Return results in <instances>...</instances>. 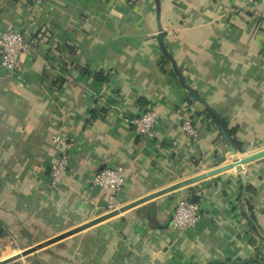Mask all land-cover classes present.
<instances>
[{
	"label": "crops",
	"instance_id": "crops-1",
	"mask_svg": "<svg viewBox=\"0 0 264 264\" xmlns=\"http://www.w3.org/2000/svg\"><path fill=\"white\" fill-rule=\"evenodd\" d=\"M159 22L186 83L236 130L237 153L264 149V3L160 0L158 17L154 0H0V36L13 26L30 42L16 73L0 69L2 260L223 264L264 258L235 169L149 197L233 157L161 50ZM150 107L159 113L152 138L124 121ZM179 111L191 115L196 140L182 130ZM62 154L68 168L53 186L51 166ZM115 164L127 170L117 209L134 205L47 244L114 211L95 177ZM244 173L252 189L246 199L264 235V157L246 164ZM192 195L200 199L201 218L179 232L176 205Z\"/></svg>",
	"mask_w": 264,
	"mask_h": 264
},
{
	"label": "built area",
	"instance_id": "built-area-1",
	"mask_svg": "<svg viewBox=\"0 0 264 264\" xmlns=\"http://www.w3.org/2000/svg\"><path fill=\"white\" fill-rule=\"evenodd\" d=\"M38 2L46 0H37ZM264 3V0H250ZM30 48V42L22 32L9 26L0 36V69L8 75H13L19 67V59L22 52ZM180 126L186 135L196 140L197 129L188 112H178ZM124 121L133 126L136 132L143 137L152 138L155 136L156 127L159 121V113L154 107H150L135 117H126ZM54 140L61 142L62 137L55 135ZM243 155V154H241ZM68 155L61 157L51 166L50 181L53 186L57 185L68 168ZM127 180V170L124 165L115 164L104 167L95 177V184L105 193L107 198V209L115 210L119 207V193ZM201 218V207L199 203L191 199H181L175 208L173 217L174 226L179 232H184L195 225Z\"/></svg>",
	"mask_w": 264,
	"mask_h": 264
},
{
	"label": "water",
	"instance_id": "water-1",
	"mask_svg": "<svg viewBox=\"0 0 264 264\" xmlns=\"http://www.w3.org/2000/svg\"><path fill=\"white\" fill-rule=\"evenodd\" d=\"M155 3H156V6H157V15L158 17H160V0H154ZM158 30H159V33H158V39H159V44H160V48L161 50L163 51V53L170 59L172 65H173V68H174V71L175 73L178 75L179 79H180V82L182 83V85L188 90L189 94L197 101L201 102L205 107L206 109L209 111V113H211L212 117L214 118L218 128H219V131L222 135V137L225 139V141L228 143L229 147H230V150H231V155L233 156L232 157V161H230L229 163L225 164L224 166L218 168V169H215V170H212L208 173H204V174H201L199 176H196V177H193L191 179H188V180H185V181H182L176 185H173L171 187H168L160 192H157L153 195H150L149 197H154V196H157V195H160V194H163L165 192H168V191H171L173 189H176V188H179V187H182L184 185H188L190 183H193L195 181H198L200 179H204L208 176H211V175H214L218 172H221L223 170H230V169H235L236 171V174L239 176L240 180H241V183H242V201H244L246 199V194L248 192V182H247V178H246V175L244 173V167L246 164L252 162V161H255L257 159H260L262 157H264V149L263 150H260V151H257V152H253V153H248L247 155H241V154H238L232 141L230 140V137L228 136V134L226 133L224 127H223V124H222V121L221 119L213 112V110L211 109V107L206 103V101L204 99H202V97L199 95V93L193 89L191 86H189L184 77L182 76L181 72L179 71V69L177 68L176 66V63L174 61V59H172V57L168 54V52L166 51L165 47H164V43H163V35H162V26L159 22V25H158ZM149 197H146L144 199H142L140 202L142 201H145L147 200ZM136 204V203H135ZM134 204H129V205H125L123 207H121V209H116L114 210L113 212H111L110 214L106 215V216H103L99 219H96L82 227H79L71 232H68L66 234H63L61 236H58V237H55L54 239L50 240L47 242L48 243H52L54 241H57L65 236H68L72 233H75L81 229H84L88 226H91L101 220H104L110 216H113V215H116L128 208H130L131 206H133ZM246 218L249 222V225L250 227L253 229V231L259 236V237H263L262 234L260 233V231L258 230L255 222L250 218V216H248L246 214ZM264 238V237H263ZM45 245V243H42L40 245H38L36 248H30L26 251H24V255H27L39 248H42L43 246ZM5 260H0V263H3ZM246 263H257V264H264V260L261 259V258H247V259H242V260H237V261H229V262H226V263H223V264H246Z\"/></svg>",
	"mask_w": 264,
	"mask_h": 264
},
{
	"label": "trees",
	"instance_id": "trees-1",
	"mask_svg": "<svg viewBox=\"0 0 264 264\" xmlns=\"http://www.w3.org/2000/svg\"><path fill=\"white\" fill-rule=\"evenodd\" d=\"M80 70H81V72L84 73V74H90V72L88 71L87 68H86V69H84V68H80ZM173 75H174L175 77H177V75H176L175 73H173ZM95 77H96L97 79L101 80V81L104 79V78H102V77H101L100 75H98V74H95ZM205 111H206V113H207V116L211 119L212 123H213V124H216V122H215L214 118L212 117L211 113H209V111H208L207 109H206ZM189 115H190V114H189ZM190 116H191V115H190ZM222 124H223V127H224L226 133H227L228 136L231 138V140H232V142H233V144H234L236 150H239L240 146H239V144H238V142H237V140H236V138H235L236 130H235V129H232V130L228 129V127H227V125L225 124L224 121H222ZM251 191H252V189H251V187L249 186V187H248V192H251ZM191 201H192V202L199 203L200 199H199V197H197L196 195H192V197H191ZM240 202H241V205H242V207H243V210H244L245 215H246V214L248 215V214L250 213V215H248V216H250V218L255 222V216H254V214H253V207H252L250 201H249L248 199H245L244 201H242V200H241V197H240ZM6 233H7L6 230L0 225V237L4 236ZM254 233H255V232H254ZM255 235H256L257 239H253V240H254V241L259 240L260 243L262 244V246L264 247V238H263L264 235H262L263 237H259L256 233H255ZM256 242H257V241H256ZM0 255H1V253H0ZM256 256H257V258H262V257L260 256V254H257ZM262 259L264 260V258H262ZM0 264H23V262L20 261V260H18L17 258H13V259H10V260H7V261H4L3 263H0ZM34 264H48V263H47L46 261L42 260V259H36V260L34 261Z\"/></svg>",
	"mask_w": 264,
	"mask_h": 264
},
{
	"label": "rangeland",
	"instance_id": "rangeland-1",
	"mask_svg": "<svg viewBox=\"0 0 264 264\" xmlns=\"http://www.w3.org/2000/svg\"><path fill=\"white\" fill-rule=\"evenodd\" d=\"M10 259H13V258H10ZM10 259H6L5 261L10 260ZM0 260H2V257L0 258Z\"/></svg>",
	"mask_w": 264,
	"mask_h": 264
}]
</instances>
